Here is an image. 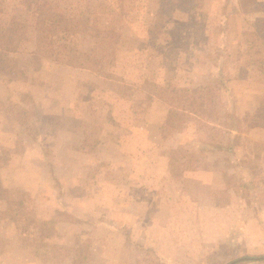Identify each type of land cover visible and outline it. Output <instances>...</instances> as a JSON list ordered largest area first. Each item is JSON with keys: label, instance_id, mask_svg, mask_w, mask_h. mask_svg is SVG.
<instances>
[{"label": "rangeland", "instance_id": "obj_1", "mask_svg": "<svg viewBox=\"0 0 264 264\" xmlns=\"http://www.w3.org/2000/svg\"><path fill=\"white\" fill-rule=\"evenodd\" d=\"M158 5L92 0L98 69L0 47V264H264V0Z\"/></svg>", "mask_w": 264, "mask_h": 264}, {"label": "trees", "instance_id": "obj_2", "mask_svg": "<svg viewBox=\"0 0 264 264\" xmlns=\"http://www.w3.org/2000/svg\"><path fill=\"white\" fill-rule=\"evenodd\" d=\"M20 1L27 16L22 20L13 19L1 26L0 47L3 50L16 51L24 39L20 34L30 29L34 33L40 52L45 56L76 67L98 69L96 66L100 68L103 66L104 56H97L95 48L97 39L106 36L99 25L96 8L91 7L92 0ZM170 1L159 0L156 12L163 14L165 4ZM255 26L257 28L255 34L264 36V19L258 20ZM90 42L92 44L88 46ZM86 44L87 48L83 47ZM0 70L7 72L10 80L17 79L20 72L16 60L9 57L0 64ZM263 258L264 254L252 257Z\"/></svg>", "mask_w": 264, "mask_h": 264}]
</instances>
